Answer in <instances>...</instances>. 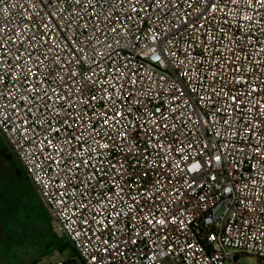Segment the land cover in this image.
I'll list each match as a JSON object with an SVG mask.
<instances>
[{
    "label": "built area",
    "instance_id": "obj_1",
    "mask_svg": "<svg viewBox=\"0 0 264 264\" xmlns=\"http://www.w3.org/2000/svg\"><path fill=\"white\" fill-rule=\"evenodd\" d=\"M0 133L81 264H264L259 0H0Z\"/></svg>",
    "mask_w": 264,
    "mask_h": 264
},
{
    "label": "rangeland",
    "instance_id": "obj_2",
    "mask_svg": "<svg viewBox=\"0 0 264 264\" xmlns=\"http://www.w3.org/2000/svg\"><path fill=\"white\" fill-rule=\"evenodd\" d=\"M65 239L0 133V264L68 262L73 251ZM238 264L256 263L244 256Z\"/></svg>",
    "mask_w": 264,
    "mask_h": 264
},
{
    "label": "snow or ice",
    "instance_id": "obj_3",
    "mask_svg": "<svg viewBox=\"0 0 264 264\" xmlns=\"http://www.w3.org/2000/svg\"><path fill=\"white\" fill-rule=\"evenodd\" d=\"M259 2H260L261 4H264V0H259ZM113 31H115V29H113ZM95 99H96V97L93 96V97H92V100H95ZM233 99H235V98H233ZM115 115H116V116H122L123 113L117 112V113H115ZM110 119H111V118H110ZM103 124H104V125H107V124H108V120H103ZM59 130H60L59 128L56 129L57 132H59ZM130 135H131V134H130L129 132L125 131V132L120 133L118 139H128V138H130ZM49 143H51V141H49ZM114 143H115V141H114ZM103 147L107 148V147H109V146H108L107 144H105V145H103ZM131 150H132V149L129 148V151H131ZM215 159H216V160H219L220 157L217 156ZM157 223H158V224H163L164 221H163V220H160V221H157ZM212 238L214 239V237H212ZM133 243H135V241H133Z\"/></svg>",
    "mask_w": 264,
    "mask_h": 264
},
{
    "label": "trees",
    "instance_id": "obj_4",
    "mask_svg": "<svg viewBox=\"0 0 264 264\" xmlns=\"http://www.w3.org/2000/svg\"><path fill=\"white\" fill-rule=\"evenodd\" d=\"M67 243L72 248V251H73V254H74L73 257L70 260V263L71 264H78V262H79V264H81L80 258L75 254V251H74V249H73V247L71 245V242L68 239H67Z\"/></svg>",
    "mask_w": 264,
    "mask_h": 264
},
{
    "label": "crops",
    "instance_id": "obj_5",
    "mask_svg": "<svg viewBox=\"0 0 264 264\" xmlns=\"http://www.w3.org/2000/svg\"><path fill=\"white\" fill-rule=\"evenodd\" d=\"M65 241H67V240L65 239ZM73 255H74V254H73ZM73 255H72V257H73ZM244 256H249V255H240V256L238 257V260H239L240 258H243ZM72 257H71V258H72ZM249 257H250L251 260H254L256 264L258 263V261H257V259H256L255 257H252V256H249ZM71 258H70V260H71ZM70 260H69V261H70ZM238 260H237V262H238ZM78 264H79V262H78Z\"/></svg>",
    "mask_w": 264,
    "mask_h": 264
}]
</instances>
